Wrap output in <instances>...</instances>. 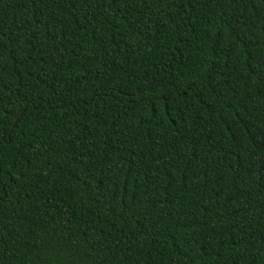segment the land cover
<instances>
[{"label":"trees","instance_id":"obj_1","mask_svg":"<svg viewBox=\"0 0 264 264\" xmlns=\"http://www.w3.org/2000/svg\"><path fill=\"white\" fill-rule=\"evenodd\" d=\"M0 264H264V0H0Z\"/></svg>","mask_w":264,"mask_h":264}]
</instances>
